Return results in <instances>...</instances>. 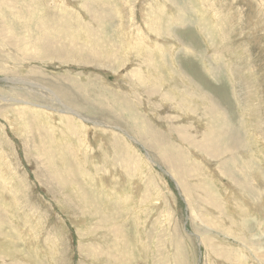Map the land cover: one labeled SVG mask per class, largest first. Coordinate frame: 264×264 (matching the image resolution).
I'll list each match as a JSON object with an SVG mask.
<instances>
[{
    "label": "rangeland",
    "instance_id": "1",
    "mask_svg": "<svg viewBox=\"0 0 264 264\" xmlns=\"http://www.w3.org/2000/svg\"><path fill=\"white\" fill-rule=\"evenodd\" d=\"M92 1L0 0V264H264V0Z\"/></svg>",
    "mask_w": 264,
    "mask_h": 264
},
{
    "label": "bare ground",
    "instance_id": "2",
    "mask_svg": "<svg viewBox=\"0 0 264 264\" xmlns=\"http://www.w3.org/2000/svg\"><path fill=\"white\" fill-rule=\"evenodd\" d=\"M92 1V0H91ZM176 2V0H172V2ZM93 2V1H92ZM92 2H90V3H92ZM176 6V5H175ZM177 7V6H176ZM89 8H90V6H89ZM177 9H178V7H177ZM90 10V9H89ZM91 11V12H90ZM89 11V13H91V14H93V10L91 9ZM95 11V10H94ZM148 11V10H147ZM214 12V11H213ZM96 15L98 14L97 13V10H96ZM108 13V12H107ZM95 15V16H96ZM182 16V12L181 11H179V9H178V12L176 13V15H175V17H174V20H179V19H184L183 17H181ZM111 17V16H110ZM159 17V18H158ZM157 17V19H161L162 17H160V16H158ZM97 18V17H96ZM96 18H95V20H96ZM98 20V19H97ZM109 20V19H108ZM100 21V20H99ZM97 22V21H96ZM101 22H102V20H101ZM110 22H111V20H110ZM92 23H94V22H92ZM107 23V22H106ZM96 24V23H95ZM108 24V23H107ZM97 25V24H96ZM172 25V24H171ZM109 27V26H108ZM168 27H170L169 25H167V29H166V31H167V33H168V30H169V28ZM106 29H108V28H106ZM98 30H99V28H98ZM101 30H102V28H101ZM103 30H105V28H103ZM123 32V31H122ZM124 33V32H123ZM127 33V32H126ZM125 33V34H126ZM127 35H128V33H127ZM128 37H129V35H128ZM126 38V37H125ZM128 40V39H127ZM145 59L146 58H144V61H145ZM177 62H178V60H177ZM182 72V71H181ZM194 73H195V76L197 77H195L196 79H198V80H201V79H203V76H202V73H201V71L199 72L196 68H195V70H194ZM176 75H177V73H176ZM177 77L181 80V81H183L182 80V75H180V76H178L177 75ZM188 83H190L191 85H193V87L197 90V91H200L202 94H203V98L204 99H207V98H205L204 96H206V95H208V93L205 91V90H203L202 88V84H200V83H198V85L199 86H197L195 83H193V81H189L188 80ZM197 83V82H196ZM180 92V91H179ZM188 92V91H187ZM193 93V91H191V93H187V94H190L191 96H194V98H198L197 97V95H195V94H192ZM180 95H182L183 96V94L181 93ZM199 99V98H198ZM214 101V100H213ZM178 107H179V109L180 110H182V109H190V106H189V104L185 101V100H182V102L181 101H179L178 102ZM195 111L196 112H199V109L198 108H196L195 109ZM195 111H194V113H195ZM204 116L206 117L204 120H206L207 122H208V124H209V128H210V132H203V134L200 136V140H196L197 142H196V144L197 145H199L200 147H203V145H208L209 144V146H208V148L207 149H209V151L210 152H213L212 150L214 149V148H216V152H218V150H222V151H225V152H228L229 151V149H230V147L232 146V142L234 141V138H238V135H240V132L238 131L237 132V130H233L232 131V129L229 127L230 125H229V123H227V120H225V119H223V118H225V117H221L220 115H218V114H216L215 113V108H214V106H213V103H212V101L211 100H209L208 99V102L206 103V105H205V110H204ZM201 119V118H200ZM203 119V118H202ZM202 119H201V121H202ZM186 133H187V131H186ZM185 133V134H186ZM198 135H196V137H197ZM195 137V138H196ZM160 151V150H159ZM205 151H207V150H205ZM161 152V151H160ZM214 152H215V150H214ZM220 152V151H219ZM222 153V152H221ZM162 157L164 156V157H167V159H165V160H167V161H170V162H172V167L173 166H175V160L173 159V156H171V155H167V154H165L164 152H163V150H162ZM217 155V154H216ZM222 155V154H221ZM222 164H223V161H222ZM178 167V166H177ZM234 183V182H233ZM107 219V218H106ZM108 220H109V218H108ZM118 220V219H117ZM104 221V220H103ZM110 221V220H109ZM100 222H101V224H103V222L100 220ZM106 222V221H105ZM112 223H113V221H112ZM249 221H245L244 222V225H245V229H250L251 227L249 226ZM105 224V223H104ZM114 224V223H113ZM112 225V224H111ZM114 227H116V226H114ZM229 227H231V228H233V229H236V225L235 226H233V225H231V226H229ZM112 229V228H111ZM118 229V227H116L115 228V230H117ZM229 232V231H228Z\"/></svg>",
    "mask_w": 264,
    "mask_h": 264
}]
</instances>
